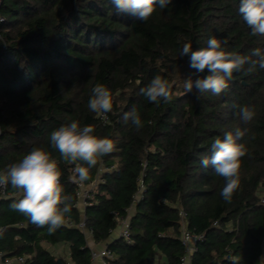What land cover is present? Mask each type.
<instances>
[{
  "label": "trees",
  "instance_id": "obj_1",
  "mask_svg": "<svg viewBox=\"0 0 264 264\" xmlns=\"http://www.w3.org/2000/svg\"><path fill=\"white\" fill-rule=\"evenodd\" d=\"M239 3L172 0L142 22L118 12L110 0H2L0 170L33 147H44L59 162L64 193L73 198L66 218L76 224L81 218L74 206L76 165L63 161L51 146L50 133L73 120L91 125L94 134L116 144L83 181L92 182L100 172L84 210L92 239L105 241L116 217L132 210L130 240L110 243V264H179L184 254L180 211L186 213V228L203 236L189 264H264V69L234 72L222 94L199 95L195 89L187 93L184 81L207 73H197L180 55L185 43L197 50L212 37L241 55L264 50V36L251 34ZM157 75L173 85L169 103L157 105L140 93ZM97 83L112 92L106 124L87 107ZM242 106L255 112L248 123L241 119ZM132 109L140 114L139 130L123 121ZM237 128L247 129L238 141L247 154L239 187L227 202L220 195L224 179L200 161L212 155L217 138L227 131L235 135ZM138 179L143 193L133 203ZM5 192L10 196H0L4 257L24 256L23 264H58L44 241L68 246L72 264H91L80 229L64 224L50 233L10 208L19 198L17 190L9 185Z\"/></svg>",
  "mask_w": 264,
  "mask_h": 264
},
{
  "label": "clouds",
  "instance_id": "obj_2",
  "mask_svg": "<svg viewBox=\"0 0 264 264\" xmlns=\"http://www.w3.org/2000/svg\"><path fill=\"white\" fill-rule=\"evenodd\" d=\"M118 12L127 13L135 20L146 22L155 13L157 7L165 9L172 0H110ZM239 13L243 21L251 29L253 36H264V0H240ZM225 45L227 41L223 42ZM188 57L189 67L197 73H207L193 79L189 76L184 81V90L191 93L193 89L199 95L210 92L220 95L229 87L234 72L253 73L264 69V50L255 48L250 55H241L228 51L222 42L215 37L209 38L207 47L192 49L190 43H185L180 53ZM245 65L248 67L245 68ZM173 85L161 76H155L150 83L140 89L141 95L149 102L157 105L161 101L171 102ZM88 109L97 115H104L113 109L112 92L102 83H97L91 89L87 103ZM243 122H250L254 110L249 106L239 108ZM123 121L137 130L143 127L140 114L132 109L123 115ZM247 129H236L224 133V138H217L212 145V155L201 158V165L211 166L214 172L224 179V187L220 195L230 202L240 184L239 170L241 160L247 154L243 143L238 141L245 136ZM91 125L81 126L73 120L63 124L50 133V143L63 161L76 165L78 180L88 179L89 170L95 167L100 158L115 150V141L107 136H97ZM79 162V163H78ZM62 171L59 162L51 152L42 146L33 147L18 162L7 165L0 170V187L9 185L17 190L19 198L14 199L10 208L28 217L30 222L38 227H47L50 233L65 224L66 214L72 210V197L64 193L61 184Z\"/></svg>",
  "mask_w": 264,
  "mask_h": 264
},
{
  "label": "built area",
  "instance_id": "obj_3",
  "mask_svg": "<svg viewBox=\"0 0 264 264\" xmlns=\"http://www.w3.org/2000/svg\"><path fill=\"white\" fill-rule=\"evenodd\" d=\"M2 0H0V6H1ZM3 21V18L0 16V22ZM97 118L103 123H108V117L106 114L104 115H97ZM113 166L108 167L105 170L112 169ZM104 170V169H102ZM101 171V170H100ZM100 173V172H99ZM97 174L96 177L92 182H89L87 184L80 182L79 180L76 182V190H75V196L76 201L74 203V206H77L81 211V218L76 223L73 224V222L69 219H65V224L67 226H76L78 229H80L84 235H91V230L86 227V218L84 214V210L87 206L91 204L90 200L94 194L95 186L98 182L101 181L100 174ZM143 193V184L142 180L138 179V188L137 192L134 195L133 203H136L141 197ZM16 195H19L17 193ZM0 196L2 197H8L10 194H7L5 192V188L0 187ZM261 202L264 203V198H260ZM127 215L125 216H117L116 217V226L119 227V238H122L124 241L129 242L130 240V210L127 211ZM180 216V222H181V245L184 248V254L180 259L179 264H187L190 262V259L193 255V253L196 251V242L198 240H201L203 236L201 234H195L191 231H189L186 228L185 224V217L186 213L184 211L179 212ZM215 225L216 222H213ZM113 230V229H112ZM110 230V232L112 231ZM91 258H97L100 257L102 259V264H110V260L112 259V253L108 249H103L101 251H90ZM26 257L24 256H16V257H4L3 253L0 251V264H23L25 263Z\"/></svg>",
  "mask_w": 264,
  "mask_h": 264
},
{
  "label": "crops",
  "instance_id": "obj_4",
  "mask_svg": "<svg viewBox=\"0 0 264 264\" xmlns=\"http://www.w3.org/2000/svg\"><path fill=\"white\" fill-rule=\"evenodd\" d=\"M81 213V211H80ZM132 210L130 209V216H131ZM119 238V227L115 226L114 229L110 232L108 238L103 241V242H95L91 235H85V246L89 249V256H90V251H101L103 249H108L110 243H112L114 240ZM42 246L45 248H50L51 252L53 253V255H56L58 257L57 260H61L60 258L65 259L68 264H72L71 260H70V254H69V247L68 246H51L49 243L47 242H42ZM109 250V249H108ZM113 257V255H112ZM63 262V261H62ZM90 262L91 264H102V259L100 257L97 258H91L90 256ZM190 263V262H189ZM187 263V264H189Z\"/></svg>",
  "mask_w": 264,
  "mask_h": 264
},
{
  "label": "water",
  "instance_id": "obj_5",
  "mask_svg": "<svg viewBox=\"0 0 264 264\" xmlns=\"http://www.w3.org/2000/svg\"><path fill=\"white\" fill-rule=\"evenodd\" d=\"M58 264H64L61 260H57Z\"/></svg>",
  "mask_w": 264,
  "mask_h": 264
}]
</instances>
